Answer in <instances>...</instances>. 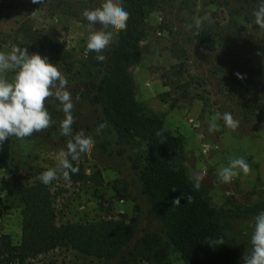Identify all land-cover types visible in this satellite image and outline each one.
Listing matches in <instances>:
<instances>
[{"label":"rangeland","instance_id":"1","mask_svg":"<svg viewBox=\"0 0 264 264\" xmlns=\"http://www.w3.org/2000/svg\"><path fill=\"white\" fill-rule=\"evenodd\" d=\"M102 3L46 0L28 13L10 0H0V52L27 48L29 54L38 53L55 64L68 80L65 90L73 99V134L83 131L95 140L91 153L72 163L83 175L99 171L102 183L65 181L61 176L49 184L57 223L125 216L135 224L130 245L110 261L73 243H58L25 264H119L130 251H141L139 264H188L168 242L142 192L139 170L146 161L145 143L119 135L87 84L101 78L104 63L86 51L90 30L82 13ZM251 15L237 0H160L148 7L143 59L134 68L141 104L184 136L180 161L192 177H201L212 204L232 213L227 233L243 255L251 251L252 218L264 210V31L249 21ZM102 27L96 24L92 31ZM116 34L112 33L113 42ZM4 78L12 82L14 72ZM56 83L53 91L59 90ZM44 103L50 127L22 140L11 137L9 166L0 159V192L7 193L0 196V234L10 235L16 244L22 237L23 193H33L42 183L39 175L56 168L71 139L59 132L64 119L60 102L52 96ZM224 112L233 115L238 127L230 130L221 120L209 133L210 117ZM102 123L107 127L97 134ZM237 157L246 160L250 172L221 183L219 169Z\"/></svg>","mask_w":264,"mask_h":264},{"label":"trees","instance_id":"2","mask_svg":"<svg viewBox=\"0 0 264 264\" xmlns=\"http://www.w3.org/2000/svg\"><path fill=\"white\" fill-rule=\"evenodd\" d=\"M160 0H122L129 12L127 27L116 34L103 65V75L90 85L95 103L105 120L122 138H138L146 145V161L139 170L142 192L168 242L188 264H243L239 252L227 233L232 213L212 204L201 184L193 189V178L180 161L184 136L166 127L162 117L146 112L141 104L134 68L143 59L142 42L146 36L148 7ZM252 12L258 0H237ZM33 0H10V4L32 12L45 4ZM91 8V7H90ZM250 14V13H249ZM255 24V22H254ZM257 29L258 26L254 25ZM241 75L236 77L241 84ZM236 87L240 95V85ZM161 135L157 136L156 133ZM32 135H35L33 133ZM0 159L5 167L11 160V137L0 145ZM72 180L102 183L99 171L90 175H72ZM175 189V191H173ZM192 196V203L186 198ZM50 189L39 183L33 193H23L22 237L18 244L8 234H0V264H25L58 243H73L82 251L107 261L128 247L135 235V224L127 218L101 219L95 222L58 224L50 207ZM180 198V204L173 202ZM223 237L224 244L210 247L208 238ZM141 251H130L119 264H139Z\"/></svg>","mask_w":264,"mask_h":264},{"label":"clouds","instance_id":"3","mask_svg":"<svg viewBox=\"0 0 264 264\" xmlns=\"http://www.w3.org/2000/svg\"><path fill=\"white\" fill-rule=\"evenodd\" d=\"M40 2L41 0H33V3ZM129 15L122 6V0H103L100 7L82 13L83 18L88 21L90 30L86 51L95 53V59L99 63L107 62L104 53L112 45V33L126 29ZM253 15L255 25L264 31V0H258V7ZM196 23L199 25L200 21L197 20ZM96 24L102 25V29L92 31ZM9 71L14 72L12 82L4 78ZM57 81L59 90L53 91L52 89H57ZM67 85L68 80L47 57H42L38 53L29 54L27 48L19 47H13L10 53L0 52V145L10 137L15 136L22 140L30 137L34 132L50 127L52 121L45 108L46 98L55 96L64 113L59 132L61 136L71 139L67 142V152L60 153L56 168H50L39 175L38 179L44 185L51 184L61 176L65 181H70L72 175H78L79 168L74 167L72 161H79L89 155L95 146V140L85 132L79 131L73 134L74 104L71 94L65 90ZM76 99L79 100V96ZM221 120L230 130L234 131L238 127V121L230 112L216 113L209 119V133L217 130V122ZM106 127V123L99 124L97 134ZM156 135L160 136L161 133L157 132ZM57 170L60 171V175ZM240 172L247 175L250 172L249 164L242 157L232 158L227 166L219 169L218 180L221 183H230ZM200 181L199 175L193 178L195 191H199ZM4 195L7 193L0 192V196ZM181 198H186L188 203L193 201L190 195L185 197L183 194ZM173 203L179 205L180 198ZM250 228L251 251L243 256V264H264V210L259 211L252 218ZM207 243L210 247H215L224 244V239L223 237L208 238Z\"/></svg>","mask_w":264,"mask_h":264}]
</instances>
